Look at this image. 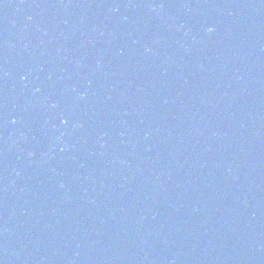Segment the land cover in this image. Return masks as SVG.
Listing matches in <instances>:
<instances>
[{
    "label": "water",
    "instance_id": "1",
    "mask_svg": "<svg viewBox=\"0 0 264 264\" xmlns=\"http://www.w3.org/2000/svg\"><path fill=\"white\" fill-rule=\"evenodd\" d=\"M0 264H264V0H0Z\"/></svg>",
    "mask_w": 264,
    "mask_h": 264
},
{
    "label": "clouds",
    "instance_id": "2",
    "mask_svg": "<svg viewBox=\"0 0 264 264\" xmlns=\"http://www.w3.org/2000/svg\"><path fill=\"white\" fill-rule=\"evenodd\" d=\"M210 30V29H209Z\"/></svg>",
    "mask_w": 264,
    "mask_h": 264
}]
</instances>
